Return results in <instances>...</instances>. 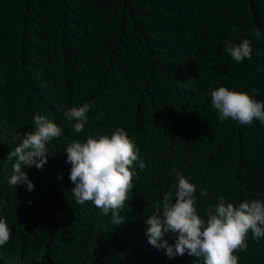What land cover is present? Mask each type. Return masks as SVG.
<instances>
[{
  "label": "trees",
  "instance_id": "1",
  "mask_svg": "<svg viewBox=\"0 0 264 264\" xmlns=\"http://www.w3.org/2000/svg\"><path fill=\"white\" fill-rule=\"evenodd\" d=\"M243 39L251 59L236 62L223 49ZM220 86L264 101V0H0V218L11 233L0 264H204L152 248L145 230L175 190L173 168L196 185L202 218L221 196L264 201V124L221 122L211 101ZM84 103L87 123L75 133L64 113ZM37 114L63 132L46 145L42 170L24 166L28 191L8 183L7 156ZM116 127L139 159L115 226L92 202L75 201L64 151ZM247 245L238 264H264V238L249 233Z\"/></svg>",
  "mask_w": 264,
  "mask_h": 264
},
{
  "label": "clouds",
  "instance_id": "2",
  "mask_svg": "<svg viewBox=\"0 0 264 264\" xmlns=\"http://www.w3.org/2000/svg\"><path fill=\"white\" fill-rule=\"evenodd\" d=\"M257 37L260 33H254ZM236 62L251 59L252 47L248 39L240 43H229L224 49ZM257 95L258 90L252 89ZM213 107L219 112V120L231 119L241 125H250L254 120L264 124V101H258L246 91L229 90L226 86L211 92ZM90 104L69 108L65 117L73 121V130L80 133L87 123ZM35 130L26 132L22 142L9 152L15 158L12 175L8 183L12 186L26 185L34 189L33 182L24 171V166H35L42 170L48 161L46 145L62 135L63 129L44 115L34 116ZM67 161L71 164V192L78 204L92 202L105 216L111 214V223L120 225L121 215L133 192V177L137 173L133 165L138 161L135 142L124 128L116 127L111 135L88 136L85 141L73 139L67 144ZM140 170L145 168L139 162ZM176 176L175 190L157 201L154 211L147 215L145 235L152 248L164 249L170 258L183 256L187 252L197 259L203 257L204 264H238V251L247 249L249 233L259 241L264 238V201L253 199L238 205L223 196L206 209V218L198 215L196 185L173 168ZM58 178H61L58 176ZM207 196L206 191H201ZM174 234V244L165 239ZM10 229L6 219L0 218V247L10 240Z\"/></svg>",
  "mask_w": 264,
  "mask_h": 264
}]
</instances>
